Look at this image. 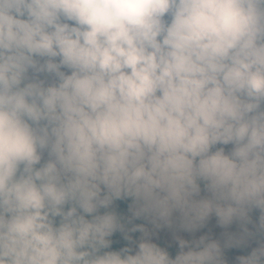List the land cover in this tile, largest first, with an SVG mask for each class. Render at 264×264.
I'll list each match as a JSON object with an SVG mask.
<instances>
[{
  "label": "clouds",
  "instance_id": "obj_1",
  "mask_svg": "<svg viewBox=\"0 0 264 264\" xmlns=\"http://www.w3.org/2000/svg\"><path fill=\"white\" fill-rule=\"evenodd\" d=\"M0 264H264V0H0Z\"/></svg>",
  "mask_w": 264,
  "mask_h": 264
},
{
  "label": "rangeland",
  "instance_id": "obj_2",
  "mask_svg": "<svg viewBox=\"0 0 264 264\" xmlns=\"http://www.w3.org/2000/svg\"><path fill=\"white\" fill-rule=\"evenodd\" d=\"M251 227V225L249 226ZM238 230V225L234 222L232 225H229L227 228V231H236ZM225 231V229L221 228L215 223V218L212 217L210 218L207 223L205 224L204 227L199 229L196 233L193 235L199 236L200 234L204 232H209L213 238H217L220 236V234ZM180 235L184 236L185 239H189L190 236L188 233L185 232H180ZM158 238H162L165 245H176L174 239L172 238V233L170 230L166 228H161L160 230L157 231L156 235L153 237V240H157ZM255 246V243L253 242L252 244L249 245V247ZM243 252L239 249H229L226 253L227 256L229 257H234L236 255H242Z\"/></svg>",
  "mask_w": 264,
  "mask_h": 264
},
{
  "label": "trees",
  "instance_id": "obj_3",
  "mask_svg": "<svg viewBox=\"0 0 264 264\" xmlns=\"http://www.w3.org/2000/svg\"><path fill=\"white\" fill-rule=\"evenodd\" d=\"M128 203H129L128 200H118V201H116L115 204H114L116 211L118 213H123L124 215H128V212H127ZM257 215H258V213L254 210L253 213H252L253 220L256 219ZM133 222L134 223H143L144 221L137 219V220H134ZM132 235H133V237H136V236L139 235V233H132ZM111 239L113 240V244L111 246V248L113 250H116L119 247L123 246L125 243H127L126 241H124L122 239V237H121L119 232L114 233L113 236L111 237ZM154 242L158 243L162 247H166V249L169 251L170 254H172V255L175 254L176 245H165V243H164L162 238H158ZM239 250H241L243 252V254H246V252L250 250V247L239 249Z\"/></svg>",
  "mask_w": 264,
  "mask_h": 264
}]
</instances>
